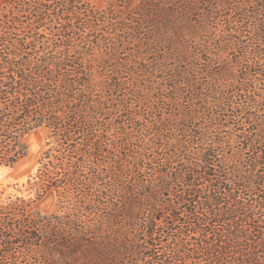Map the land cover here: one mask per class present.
I'll return each mask as SVG.
<instances>
[{"label":"trees","instance_id":"trees-1","mask_svg":"<svg viewBox=\"0 0 264 264\" xmlns=\"http://www.w3.org/2000/svg\"><path fill=\"white\" fill-rule=\"evenodd\" d=\"M148 6L142 2L146 16ZM229 9L237 24L226 16ZM56 11L64 18L73 13L98 19L82 0H0V27L23 15L44 21ZM193 14L197 19L188 25L196 33L194 39L180 35L184 50L205 52L215 43L223 52L236 49L240 57L216 72L215 85L225 79L241 88L220 91L218 116L209 108L202 129H193L194 117L185 113L184 123L174 125L181 138L171 142L165 159L150 157L143 145L128 172L114 164L126 179L113 176V186L99 189L98 201L86 205L69 197L82 182L79 168L60 175L63 159L52 151L67 150L80 134L95 156L110 152L103 119L112 101L82 89L89 88V76L81 62L68 68L55 54L36 65L26 60L0 69V164L22 161L29 153L27 135L38 128L48 129L56 142L42 151L28 179L34 196L0 198V264H264V115L247 111L257 106L259 75L264 83V0H180L183 24ZM219 18L232 31L217 29ZM215 62L210 56L209 64ZM238 96L240 107L233 105ZM190 113H200V106ZM242 113L250 119L247 132L240 127ZM105 177L95 172L89 180ZM54 192L63 202L58 209L40 208Z\"/></svg>","mask_w":264,"mask_h":264},{"label":"rangeland","instance_id":"rangeland-1","mask_svg":"<svg viewBox=\"0 0 264 264\" xmlns=\"http://www.w3.org/2000/svg\"><path fill=\"white\" fill-rule=\"evenodd\" d=\"M82 1L93 9L97 20H93L90 15L81 14L77 17L73 13L64 18L56 11L44 21L32 15H23L10 27H0V69H7L12 62L17 65L26 60L36 65L55 54L68 68H72L71 64L80 67L78 63L81 62L86 69L85 77L89 76V88L83 86L82 89H92L93 95H107L112 101L108 108L111 114L103 119L109 129L103 143L110 145V152L102 151L95 156L94 148L84 145L85 138L80 134H77L79 138L73 140L67 150L52 151L63 159L60 175L75 168H79L82 173V182L69 196L78 205H86L92 199L98 201V190L111 188L115 183L113 176L123 174L122 179H126L127 166L137 161L143 145V150L150 157L165 159L171 153V142H174L175 137L181 138L174 125L176 122L184 123L185 113L194 117V123H191L193 129L201 128L208 124L205 115L209 108L215 115L219 113L217 103L222 98L220 91L225 87L230 94L241 88L230 85L231 80L225 83V79H220L219 84L215 85L219 77L216 72L239 58V51L233 48L223 52L217 43L205 52L190 50L189 55L184 50L180 35L187 34L188 38L195 35L196 29L188 24H194L197 16L193 14L190 16L192 20L183 24L180 19V0ZM143 1L149 4L150 13L147 16L141 11ZM226 16L233 23H238L233 10L229 9ZM219 19L215 26L217 29L232 31L229 25ZM248 37L250 33L244 38L249 41ZM210 56L216 58L215 63L209 64ZM74 71L73 76L77 75ZM262 77L259 75L256 79L257 106L247 111L263 118ZM203 99L210 101V104L200 103ZM242 100L238 96L233 99V105L240 107ZM194 104L197 109L200 106V113H190ZM244 117V113L240 114L239 119L243 122L240 127H244L247 132L249 118ZM49 133L43 127L32 131L27 135L28 155L14 166L0 164V198L9 195L34 196L28 179L39 167L38 158L42 151L56 144L54 136ZM116 139L120 146L126 148H119ZM160 141L161 147L158 144ZM112 143H115L114 146ZM117 163L127 172L121 173V170L116 169L114 164ZM153 165L155 171L160 167L157 162ZM93 170L106 176V181L92 183L89 179L95 173ZM143 178L151 179L150 173L144 172ZM58 203V196L54 192L40 201L39 207L52 212L63 202ZM59 211L63 212L64 208L59 207Z\"/></svg>","mask_w":264,"mask_h":264}]
</instances>
